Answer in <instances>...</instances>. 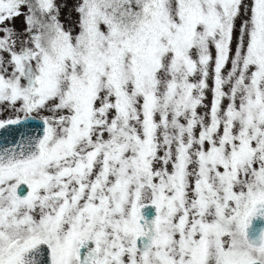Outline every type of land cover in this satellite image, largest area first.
<instances>
[{"label":"snow or ice","instance_id":"1","mask_svg":"<svg viewBox=\"0 0 264 264\" xmlns=\"http://www.w3.org/2000/svg\"><path fill=\"white\" fill-rule=\"evenodd\" d=\"M0 264H264V0H0Z\"/></svg>","mask_w":264,"mask_h":264}]
</instances>
